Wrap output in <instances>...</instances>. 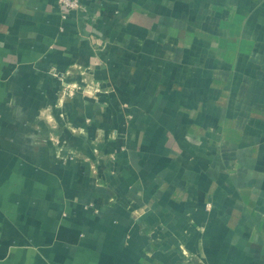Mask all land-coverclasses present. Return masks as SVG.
Returning <instances> with one entry per match:
<instances>
[{
  "label": "crops",
  "instance_id": "obj_1",
  "mask_svg": "<svg viewBox=\"0 0 264 264\" xmlns=\"http://www.w3.org/2000/svg\"><path fill=\"white\" fill-rule=\"evenodd\" d=\"M81 1L0 0V264H264V0Z\"/></svg>",
  "mask_w": 264,
  "mask_h": 264
},
{
  "label": "built area",
  "instance_id": "obj_2",
  "mask_svg": "<svg viewBox=\"0 0 264 264\" xmlns=\"http://www.w3.org/2000/svg\"><path fill=\"white\" fill-rule=\"evenodd\" d=\"M57 3L62 9L64 17H67L70 12L84 9V5L81 0H57ZM71 91V89H68V92Z\"/></svg>",
  "mask_w": 264,
  "mask_h": 264
}]
</instances>
